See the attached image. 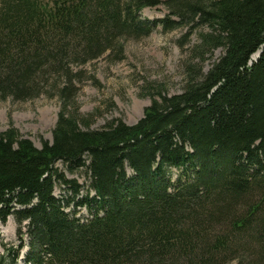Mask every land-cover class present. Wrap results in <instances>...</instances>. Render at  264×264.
Returning <instances> with one entry per match:
<instances>
[{
  "label": "trees",
  "instance_id": "16d2710c",
  "mask_svg": "<svg viewBox=\"0 0 264 264\" xmlns=\"http://www.w3.org/2000/svg\"><path fill=\"white\" fill-rule=\"evenodd\" d=\"M155 2L0 0V100L59 101L40 147L11 123L0 130V222L11 216L19 239L1 244L0 264H15L21 226L26 264H264V0H168L175 19L139 15ZM157 24L207 28L180 92L158 91L133 124L90 128L77 67L120 57ZM57 161L86 175L76 205L89 217L53 195L56 182L80 187Z\"/></svg>",
  "mask_w": 264,
  "mask_h": 264
},
{
  "label": "rangeland",
  "instance_id": "374dc122",
  "mask_svg": "<svg viewBox=\"0 0 264 264\" xmlns=\"http://www.w3.org/2000/svg\"><path fill=\"white\" fill-rule=\"evenodd\" d=\"M153 6L142 7L139 15L147 19L168 17L166 1L155 0ZM182 25L171 29H163L157 24L146 36L139 39H128L122 44L121 56L108 58V52L77 67L81 72V80L76 83L75 102L77 113L89 121L90 128H99L111 119L117 118L125 123L135 122L142 114L144 106L150 100L157 99V92L165 94L178 93L183 83V67L198 61L193 57L192 48L198 43L199 33L207 31L206 26L188 27ZM221 53L220 48L205 53L201 62L202 69ZM111 54V53H110ZM59 101L55 96H38L34 99L15 102L9 98L0 100V130L8 123L28 138L36 147L40 140H51V129L56 121ZM70 110V109H69ZM65 178L75 179L80 185L78 193L73 195L67 187L57 182L53 195L58 199H70L64 209L80 219L89 217L88 212L76 203L82 199L87 188L86 175L82 170L69 172L57 161L53 164ZM176 169H171L172 177L177 175ZM89 194H93L89 191ZM16 224L11 216L0 222V253L1 244L9 245L19 242ZM20 241L23 246L19 250L15 264L23 263L27 238L24 227H20Z\"/></svg>",
  "mask_w": 264,
  "mask_h": 264
},
{
  "label": "water",
  "instance_id": "95a60500",
  "mask_svg": "<svg viewBox=\"0 0 264 264\" xmlns=\"http://www.w3.org/2000/svg\"><path fill=\"white\" fill-rule=\"evenodd\" d=\"M257 55H258V53H255V54H254V56H257ZM254 56H252V58H254Z\"/></svg>",
  "mask_w": 264,
  "mask_h": 264
}]
</instances>
